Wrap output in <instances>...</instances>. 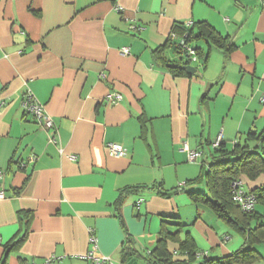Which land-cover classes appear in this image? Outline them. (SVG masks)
Returning a JSON list of instances; mask_svg holds the SVG:
<instances>
[{
    "label": "crops",
    "instance_id": "crops-1",
    "mask_svg": "<svg viewBox=\"0 0 264 264\" xmlns=\"http://www.w3.org/2000/svg\"><path fill=\"white\" fill-rule=\"evenodd\" d=\"M263 3L0 0V264H89V252L125 264V234L147 253L162 221L169 232L183 224L178 238L193 240L195 263L251 248L254 258L235 264H264V205L254 207L249 228L260 227L248 243L186 194L204 191L217 139L231 149L264 132ZM200 22L232 49L195 38ZM182 27H192L197 61L187 65L196 72L176 76L166 63L181 56L169 38ZM26 91L53 120L57 144L23 112ZM108 143L125 155L109 156ZM184 143L201 152L197 161H187ZM239 182L252 192L264 175ZM129 188L137 190L121 195ZM167 249L186 259L175 242Z\"/></svg>",
    "mask_w": 264,
    "mask_h": 264
},
{
    "label": "trees",
    "instance_id": "trees-1",
    "mask_svg": "<svg viewBox=\"0 0 264 264\" xmlns=\"http://www.w3.org/2000/svg\"><path fill=\"white\" fill-rule=\"evenodd\" d=\"M181 36H185L187 42L193 39L192 27H182ZM195 38L204 39L208 45H214L217 48L232 49V43L229 37H221L209 24L205 22L197 23ZM180 36V37H181ZM169 44L176 54H179L180 46L178 41L169 39ZM158 52H155L157 56ZM199 54V52H197ZM188 58L183 55L176 61H167V68L176 76H186L187 74L181 69V66L187 65ZM253 145L250 147V143ZM260 175H264V132L254 133L249 132L246 135L243 143L235 142L231 149H226L223 142H220L217 148L213 147L211 159L206 164V170L203 180L204 191H186L189 199L195 204H202L207 206L215 216L232 226L240 233L247 237L246 241L256 239V229L249 228V220L255 215L251 213L242 212L232 201V182L239 181L241 176L247 177L253 181ZM197 180V179H196ZM137 190V188H129L122 192L121 195ZM180 190H183L180 188ZM255 195L257 204L264 205V185L258 187L255 191L248 192ZM120 204V199L118 200ZM29 218L30 214L25 213ZM159 238L156 241L154 248L147 252L146 256L141 255L135 251L132 246V240L126 233L121 249L122 262L128 259L142 258L145 264H194L197 258L196 248L193 240L188 236L181 240L178 238L180 229L183 227L179 221L174 225L179 227L175 232H169L162 221ZM22 240V239H21ZM20 240V241H21ZM19 241V242H20ZM168 242H175L178 244V249L181 255L185 256V260L176 261L172 259L171 253L167 249ZM250 243V242H248ZM17 245V243H14ZM255 251L251 248H246L234 252L233 254L220 259H205L202 262L195 264H235L248 262L255 256ZM4 264V262L2 263Z\"/></svg>",
    "mask_w": 264,
    "mask_h": 264
},
{
    "label": "built area",
    "instance_id": "built-area-1",
    "mask_svg": "<svg viewBox=\"0 0 264 264\" xmlns=\"http://www.w3.org/2000/svg\"><path fill=\"white\" fill-rule=\"evenodd\" d=\"M264 4V3H263ZM116 11H120V7L115 8ZM172 41H178L180 46L179 55L183 57L186 55L188 58V63L197 61L196 49L187 43V39L185 36H181L177 38L174 33H171L170 38ZM123 54L128 53L127 48L121 49ZM111 99L119 100L120 96L114 94L110 97ZM260 102L264 104V93L260 97ZM21 108L25 114L31 115L36 122L40 125V127L49 132V141L57 144L58 141V133L56 126L51 119L50 115L45 111L43 105L37 101V99L33 96L30 91H26L22 100H21ZM221 142V139H217V141L212 145V147L217 148ZM105 151L109 156L112 157H122L125 155V150L122 145L117 143H108L105 145ZM183 151L186 153L188 162H195L200 158L201 152L190 150L186 143L183 144ZM70 159H74V157H70ZM1 177V173H0ZM232 196L231 199L235 203V205L244 213H251L254 210L255 205L257 204V199L255 195L245 192L241 188V184L239 181L232 182ZM4 196L3 192L0 191V199ZM90 242L95 243V238L93 236L90 237ZM199 256V255H197ZM84 260L89 261V264H101V263H109V259L107 257H96L92 252L81 257ZM62 258H51L44 261L43 264H49L51 261L58 260L60 261Z\"/></svg>",
    "mask_w": 264,
    "mask_h": 264
},
{
    "label": "water",
    "instance_id": "water-1",
    "mask_svg": "<svg viewBox=\"0 0 264 264\" xmlns=\"http://www.w3.org/2000/svg\"><path fill=\"white\" fill-rule=\"evenodd\" d=\"M181 69L187 74V75H193L196 72V68L190 66V65H184L181 66ZM125 264H137L136 260L134 258L128 259Z\"/></svg>",
    "mask_w": 264,
    "mask_h": 264
},
{
    "label": "rangeland",
    "instance_id": "rangeland-1",
    "mask_svg": "<svg viewBox=\"0 0 264 264\" xmlns=\"http://www.w3.org/2000/svg\"><path fill=\"white\" fill-rule=\"evenodd\" d=\"M197 66V65H196ZM147 247L146 248H150L148 245H146ZM139 253H140V255L142 256V257H144L147 253H146V251H144V250H139ZM139 260H140V262H139V264H143V262H142V259H140L139 258ZM195 262H197V261H195ZM195 264V263H194Z\"/></svg>",
    "mask_w": 264,
    "mask_h": 264
}]
</instances>
